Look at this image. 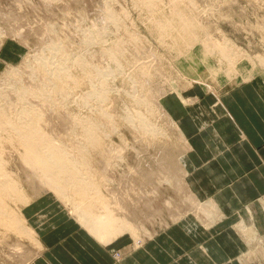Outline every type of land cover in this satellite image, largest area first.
Masks as SVG:
<instances>
[{
	"label": "rangeland",
	"instance_id": "1",
	"mask_svg": "<svg viewBox=\"0 0 264 264\" xmlns=\"http://www.w3.org/2000/svg\"><path fill=\"white\" fill-rule=\"evenodd\" d=\"M154 1L155 12L151 13L142 6L141 0H0L1 94L10 93L17 82L12 79L14 76L7 75L13 69L24 74L21 76L27 84L39 86V78L30 70L36 63L35 57L49 53L47 46L53 41L63 44L69 61L83 54L85 59L89 58L90 66L111 72L105 79L106 97L90 98L86 103L83 96L93 88L92 83L98 85L99 81L83 76L85 66H71L73 76L79 81L82 79L81 85L69 89L70 95L60 99L59 109L43 107L45 113L42 111L46 119L52 115L47 119L49 129L53 137L68 145L69 151L83 141L81 119L87 125L98 124L102 149L90 151L88 161L94 171L92 178L101 188L98 193L101 192L103 202L97 204V211L103 222L107 219L104 222L107 232L93 229L79 218L70 200L59 202L50 190L36 186L29 166L20 160V151L7 145L4 153L7 169L22 185H19L20 197L13 198L11 204L8 201V206L21 216L32 235L0 227V264H34L41 256L43 248L37 228L25 213L26 207L41 195H49L75 223L86 230L91 228L88 230L102 242H111L124 234H129L132 242L134 238L139 242L188 212L202 221L206 219L205 223L211 222L202 209L211 201L199 199L186 180L184 153L188 143L169 109L195 104L198 98L193 97L192 90L200 89L198 86L219 101L220 93L227 86L264 74V64L260 62L264 58V0ZM174 3H182L183 19H196L199 24L196 40L191 45L175 37L178 29L159 32L155 27V21L163 17H173L178 26L180 20L174 18L172 10ZM109 11L115 17H122L120 27L113 25ZM201 28L207 31L203 33ZM94 31L102 32L101 37L95 39ZM89 36H94V41L89 42L86 39ZM116 44H120L121 53L115 61L105 50ZM222 49L229 50L236 62L223 57ZM140 97L142 103L136 102ZM137 112L147 116L150 126L145 127L150 132H145L146 128L142 130L144 126L137 119ZM260 199L264 207V198ZM247 209L250 214L241 218L236 227L245 235L249 252L264 260V234L256 229L250 206ZM216 214L217 219L223 216L219 210ZM120 219L121 222L128 220L132 228L116 231ZM109 221L114 222L108 225ZM112 252L117 257L120 254L118 249Z\"/></svg>",
	"mask_w": 264,
	"mask_h": 264
},
{
	"label": "crops",
	"instance_id": "2",
	"mask_svg": "<svg viewBox=\"0 0 264 264\" xmlns=\"http://www.w3.org/2000/svg\"><path fill=\"white\" fill-rule=\"evenodd\" d=\"M254 78L227 86L219 101L198 86L192 90L195 104L169 109L187 139L188 185L222 217L205 223L188 212L139 242L129 234L102 242L41 195L25 211L43 248L34 264H264L236 227L250 206L264 234V74Z\"/></svg>",
	"mask_w": 264,
	"mask_h": 264
},
{
	"label": "bare ground",
	"instance_id": "3",
	"mask_svg": "<svg viewBox=\"0 0 264 264\" xmlns=\"http://www.w3.org/2000/svg\"><path fill=\"white\" fill-rule=\"evenodd\" d=\"M174 1L172 0V2ZM141 3L142 6L144 5L151 13L155 12L154 9L156 7V2L154 0H141ZM181 4L174 3V5H172L174 6L172 10L175 12L174 18L177 17L180 20L178 21V26L176 25V21L173 20V17L172 19H170V17L168 16V19H163L164 17L162 16V19H157L155 21V27L159 32L178 29L179 31L176 32L175 37H178L177 39H179L185 45H191L196 40L199 24L196 23V19H191V21L185 20L186 18L183 19L182 9L184 8L181 7ZM108 16L110 17L113 25H116L118 27L121 26L120 23L122 22L120 18L122 17H115L111 11L108 12ZM153 18H155V16ZM201 29V31L203 32L204 28ZM205 31L207 30H204V32ZM172 32L174 33V31ZM94 34V36L96 37L95 39H98L101 37L102 32L97 31L95 33L94 31ZM88 35L86 34V36ZM94 36H89L86 39L89 42L94 41ZM62 45L63 44H60V42L53 41L47 46V48H49L48 54L47 52L46 54L44 52L41 53L38 57H35L36 63L32 67V70H30V72H32V74L36 75V77L39 78L40 82L38 83V87L34 86L37 83H32L33 85L27 84L25 82V79L22 77L24 74H18L17 69H13L9 71L7 75L11 77L14 76L12 79L17 81L16 84L12 85L14 87H12L10 93L1 94L0 92V227L15 229L16 232L26 234L28 236L31 234L29 232L30 229L27 230L26 226L23 225L24 223L22 221L21 216L15 213L14 211L10 210L11 208L9 209L8 206V201L10 203L13 198L15 199V197L17 196L20 197L19 194L22 190L20 191L19 189V185H21V183L18 184V180L15 181L16 178H12L13 173L7 169L8 166L5 160L6 156L4 154L7 145H9L10 148L12 147L17 149V152L20 151L18 152L21 157L20 160L25 163V166H29L31 171L28 170L27 172L29 173L30 171L33 174L32 176L34 177V181L32 179L31 181L35 182L34 184H37L36 186H41L45 189L47 188V190H50L59 202L61 200L62 202L70 200V202H72L74 205V207H72L73 212H76L79 218H81L83 221H86V224H88L91 228L101 230L103 231V233L105 231L107 232V228L105 227L106 229H104V222L107 219H104L103 222L102 215L99 213V211H97V209L99 208L97 207V204H99L102 200V196H99L101 192L99 191L100 193H98V189L100 187H98L99 184H97L92 178V174L94 171L91 170V163H89L88 161L90 151L95 150L97 148L102 149V142L100 140L101 137L97 129L98 124L87 125L86 123H84L85 121L81 119V125L84 128V132L82 133L84 135L82 134L83 138L81 135L79 136H81L83 141H80V144H78L77 146L75 145V148L73 146L74 149L71 147L72 150L69 151L66 147L68 145L65 146L63 144L64 142H61L60 140H57V138L53 137L49 129L50 121L47 119L49 118V116L52 117V115H49L46 119L42 111H44L45 113L43 107H48V109L56 110V108H58L59 106V103L61 104L60 99H67L66 97L70 95L69 89H74V86L81 85L82 79L81 81H79L78 78L76 79L73 76L71 66L77 65V67L75 66L76 68H79L80 66H85L86 71L83 70L85 71V74H83V76L85 75L86 77L92 79L93 82L95 80L99 81L98 85L92 83L91 81L93 88H91L89 92L82 98L84 99L83 101L86 103L90 101V98L99 100L104 99L106 97L105 84L107 83V81L105 79L107 78V75L111 74V72L106 71L108 69L104 70L103 67H99L96 65L90 66L91 64H89L90 62L87 60L89 58L86 57L87 59H85V57L82 56L83 54L75 58V61H69L70 57L69 55L67 56L68 53L66 54L65 49ZM118 46L121 47L120 44H116L115 47H111L105 50V53L115 61L118 60L117 57L119 52L121 53V50H119ZM225 49L228 48L226 47ZM229 50L232 51L231 48ZM229 50L223 51V57H225L226 59H230L232 62H236L235 60H233V58H231V54L228 52ZM241 58H243L242 54ZM260 62L262 63V65L264 64L263 57L260 58ZM142 101L143 100L140 97V99H137L136 102L142 103ZM36 102L38 103L36 104ZM101 114H103L105 117H109V119L111 118V116L103 110H101ZM136 116L137 119L140 120L141 124L144 126L142 130L146 128V125L150 126V123H147V116L144 113L137 112ZM146 129L147 130L145 132H150L148 131L150 130V128ZM174 165L173 167H175ZM22 198L23 197H21L20 199ZM202 209L205 212L202 213L205 214L206 217L211 220V222L215 220V218L217 217L215 215H217L216 213L218 211V208L213 202L202 206ZM127 221H125L124 219V221L121 222L120 219L121 223L118 222L120 224L118 225V227L116 226L117 229H114H116V231H122L121 229L123 228L129 230L130 228H132V225H130V223H128L129 221ZM109 222L111 223L112 221ZM110 223L108 225H112V223ZM202 223L204 224V222ZM109 229L108 233L110 234ZM131 232H133V230Z\"/></svg>",
	"mask_w": 264,
	"mask_h": 264
},
{
	"label": "built area",
	"instance_id": "4",
	"mask_svg": "<svg viewBox=\"0 0 264 264\" xmlns=\"http://www.w3.org/2000/svg\"><path fill=\"white\" fill-rule=\"evenodd\" d=\"M116 252H117V251H116ZM116 252H115V253H116Z\"/></svg>",
	"mask_w": 264,
	"mask_h": 264
}]
</instances>
